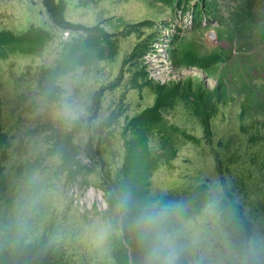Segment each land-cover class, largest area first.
<instances>
[{
    "label": "rangeland",
    "instance_id": "obj_1",
    "mask_svg": "<svg viewBox=\"0 0 264 264\" xmlns=\"http://www.w3.org/2000/svg\"><path fill=\"white\" fill-rule=\"evenodd\" d=\"M196 1L174 8L155 0H65V18L88 26L102 22L111 32L126 23L152 19L155 38L143 56L151 79L164 84L194 79L207 90L219 89L223 104L213 118L209 139L205 127L183 103L163 112L164 128L175 123L184 133L166 149L161 148L156 136L150 135L152 157L148 159L152 161L146 162H155L150 164V188L152 193L175 194L208 183L214 190L223 191L215 156L218 152L227 187L242 205L247 218L244 223L251 228V243L259 251L264 246V162H252V158L264 149V40L254 38L248 50L233 27L220 25L207 14L195 18L190 4ZM30 24L55 36L44 45L8 46L0 56V128L8 140L5 155L0 151L6 183L0 191V231L15 214L18 201L30 199L35 205L22 234L12 233L7 238L0 235V251L5 252L11 236L19 242L26 235L30 243L44 236L67 247L77 264H141V250L134 251L139 245L136 236L127 232V228L131 229L129 214L122 215L116 204L110 203L106 212L108 199L102 188L99 158L94 159L95 165L84 155L86 152L78 150L88 141L85 119L93 93L116 77L122 56L137 38L122 40L112 62L70 68L43 96L37 91L39 82L42 76L51 75L56 63H63L58 50L70 32L53 24L42 0H0V30L20 33ZM248 36L254 37L250 33ZM189 51L203 65L186 62ZM161 53L162 64L168 68L158 74L155 60ZM120 94V90L105 93L96 125L110 113ZM155 99L148 87L130 90L127 114L131 117L140 113ZM107 134L110 137H106L101 150L111 171L116 172L124 160V139L119 128ZM172 138L171 135L169 139ZM220 141L224 143L220 145ZM73 145L78 149L69 153L67 164L74 178L67 180V173L61 170L65 166L60 154ZM214 203L221 204L215 199L205 209L193 206L184 197L176 199L174 204L184 206L181 223L195 233L194 240L190 236L182 241L186 251L197 264H249L243 254L246 237L238 231L244 224L241 222L239 227L228 210L223 216L214 212ZM239 204L236 203L238 208ZM103 224H111L112 233L100 244L96 231Z\"/></svg>",
    "mask_w": 264,
    "mask_h": 264
},
{
    "label": "trees",
    "instance_id": "obj_2",
    "mask_svg": "<svg viewBox=\"0 0 264 264\" xmlns=\"http://www.w3.org/2000/svg\"><path fill=\"white\" fill-rule=\"evenodd\" d=\"M42 1L53 24L60 30L70 32L67 38L61 40L58 50V55L63 63H56L51 75L49 77L47 75L42 76L39 82L37 91L43 96H45V91L56 83L57 78L62 73L69 71L70 68L92 66L101 61L112 62L119 53L118 45L122 40L131 36L137 38V42L131 50L122 56L116 77L93 93L88 116L85 119L86 129L84 131L88 136L86 145L79 147V149L76 148V145H73L69 150L65 148L60 154V161L65 166L61 170L67 173V180L74 178V173L67 164V158L70 152L78 149L80 152H86L83 154L88 156L95 165L97 163L94 159L99 158L101 181L104 185L102 188L105 200L108 199L106 212L109 210V203L110 205L117 204L118 196L130 194L132 212L129 214L128 220H130L131 214H134L136 210L145 204L169 205L174 204L177 198L184 197L189 202H193V206H204L206 209L210 208V203L216 199L221 204L214 203L218 207H215L214 212L219 211L223 216L224 211L228 210L234 216L239 227L241 222L244 224V227L238 231H241L246 237L243 254L248 257L249 264H264V246L257 251L255 245L251 243L250 225L244 223V218L245 221L247 218L242 205L235 200L232 189L227 187L223 174V160L218 152H215V156L221 173L224 192L214 190L208 183H201L183 193L175 194L152 193L150 188L149 178L151 170H153L150 164H155V162H146L150 160L148 158L152 157L149 145L150 135L156 136L161 143V148L166 149L169 143L174 146L176 139L184 133L182 128L175 123L165 129L162 125L163 112L172 110L179 103H183L190 114L195 116L200 124L205 127L206 138L209 139L212 136L213 118L223 104L219 89L207 90L200 81L194 79L162 84L149 78L143 64V56L155 38L156 30L152 19L126 23L121 29L111 32L105 28L102 22L88 26L67 20L65 18V0ZM155 1L165 2L175 8L182 5L187 7L192 0ZM190 5L195 18H201L207 14L216 19L220 25L233 27L240 40L244 39L246 45H248V47L246 46L248 50L252 48L251 40L254 38L264 40V0H198ZM249 33L254 35L252 39H249ZM54 36L53 32L35 24H30L25 31L20 33L9 29L0 30V56L8 46L19 44L44 45ZM185 60L189 63H203H200L201 59L194 56L192 51L186 53ZM262 80L264 81V79ZM146 87L150 88L156 96L154 104L130 117L127 114L126 103L129 91L133 89L142 91ZM116 90L121 91L118 102H114L110 113L96 125L94 121L99 116L105 93ZM240 116H242V113ZM258 121L259 118H257ZM115 128L120 129L124 139V160L120 169L112 172L101 149L106 137H110V134L107 133ZM171 135L173 138L169 139ZM254 136L253 133L251 138ZM94 137L98 139L95 140ZM6 138V134L0 128V151L4 155L6 153L4 148L8 147L6 146L8 144ZM55 140L53 139V141ZM223 143L220 141L219 144L222 145ZM253 143H256V141ZM174 151H176L175 147ZM259 159L264 162V149L259 150L258 154L253 156L252 162H257ZM84 164L89 165L90 163ZM4 168L5 165L0 162V191H3L6 186L3 179L5 177ZM236 203L240 205V208L236 206ZM1 205L0 203V207ZM127 232L129 235L133 234L135 236L131 229L127 228ZM26 239L27 237L24 235L21 241L18 242L13 240L11 236L5 252L0 251V264H77L75 256L65 246H58L44 236L38 242L33 243L28 242ZM137 248L141 250L143 256L140 245L134 248L135 252L138 250ZM78 264L91 263L82 261ZM141 264H143V260ZM179 264L197 263L190 256L189 251L185 250Z\"/></svg>",
    "mask_w": 264,
    "mask_h": 264
},
{
    "label": "clouds",
    "instance_id": "obj_3",
    "mask_svg": "<svg viewBox=\"0 0 264 264\" xmlns=\"http://www.w3.org/2000/svg\"><path fill=\"white\" fill-rule=\"evenodd\" d=\"M130 194L117 197L116 208L122 215L132 212ZM35 201L25 199L17 202L15 214L3 225L0 235L6 238L15 233L22 234L26 228ZM182 204H145L130 215L129 226L135 233L143 252V264H179L187 245L182 241L195 237L188 227L181 223L184 219ZM112 233L111 224L97 228L96 241L103 244Z\"/></svg>",
    "mask_w": 264,
    "mask_h": 264
},
{
    "label": "built area",
    "instance_id": "obj_4",
    "mask_svg": "<svg viewBox=\"0 0 264 264\" xmlns=\"http://www.w3.org/2000/svg\"><path fill=\"white\" fill-rule=\"evenodd\" d=\"M203 17V16H202ZM205 20V19H204ZM205 22V21H204ZM159 38H157V40H158ZM160 50H162V49H160ZM145 55H146V53L144 54V58H145ZM161 56H159V58H157L155 61H156V72L159 74H161V73H163L164 72V70L166 69V68H168L167 67V64H165V66L162 64L163 63V60H162V58H160V57H162L163 56V54L161 53L160 54ZM143 62H144V64H145V61H144V59H143ZM166 63H168L167 62V60H166ZM149 76V78H151L150 77V75H148ZM160 83V82H159ZM162 84H164V83H162Z\"/></svg>",
    "mask_w": 264,
    "mask_h": 264
},
{
    "label": "water",
    "instance_id": "obj_5",
    "mask_svg": "<svg viewBox=\"0 0 264 264\" xmlns=\"http://www.w3.org/2000/svg\"><path fill=\"white\" fill-rule=\"evenodd\" d=\"M215 33H213V35H214Z\"/></svg>",
    "mask_w": 264,
    "mask_h": 264
}]
</instances>
